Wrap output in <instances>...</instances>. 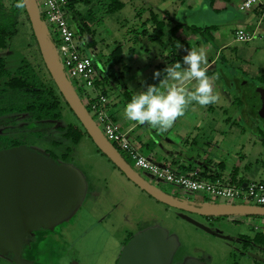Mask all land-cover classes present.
Segmentation results:
<instances>
[{
  "label": "rangeland",
  "instance_id": "1",
  "mask_svg": "<svg viewBox=\"0 0 264 264\" xmlns=\"http://www.w3.org/2000/svg\"><path fill=\"white\" fill-rule=\"evenodd\" d=\"M110 1L90 0L89 5H76V10L92 30L91 34L83 30L76 35V40L81 51L92 58L100 71L98 90L112 97L109 110L122 131L127 132L142 154L149 153L150 149L139 143L145 133L153 131V134L159 135L160 132L147 124L127 119L124 108L143 87L154 85L157 91L164 92L174 83L165 81L163 76L154 79L153 73L157 70L162 72L168 64L166 54L172 40L167 30L180 23L181 28L172 34L182 46L177 48V53L184 57L193 48L205 49L207 62L202 67L213 66L212 86L219 99L210 109L208 105L193 102L178 118L193 122L186 118L196 117L200 123L202 121L199 120L204 117L198 140L201 143L207 138L211 144L207 148H215L219 144L218 148L223 152V177H228L235 166L246 182L264 181V129L259 133L251 124L256 114L248 100L255 89L264 86L263 8L241 11L238 8L241 0H217V10L209 5L208 0H120L124 6L110 13L106 11ZM262 2L264 4V0ZM150 12L160 17L172 16L174 20L167 23L161 39L151 40L149 37L152 35ZM211 24L217 26L213 38H208V33L201 37L191 30L192 25ZM238 28L246 30L251 39L237 41L235 30ZM29 41L30 28L26 22L20 35L0 49V56L6 59L10 72L15 71L24 57L39 65L37 51L27 44ZM86 41H92L93 45L83 48ZM118 45L121 46L120 59L117 62L108 60L110 52ZM211 59L213 62L209 64ZM157 64L160 67H155ZM123 65L129 66V69L124 70ZM40 76L46 85L51 86L45 71ZM195 83L187 85L190 90H194ZM12 97V100H17L15 94ZM81 99L86 104L82 96ZM62 111L63 118L56 122L57 125L65 122L78 124L77 117L64 103ZM8 117L11 118L10 115ZM30 121L28 114L13 118L10 127L14 131L0 136V149L18 143L48 156L47 150L60 156L67 147H71L70 155L64 162L80 172L86 184L80 203L66 219L46 231L49 235L45 242L38 243L43 264H114L127 236L136 234L149 240L154 251L152 264H231L233 250L239 264H264L241 254L243 246L235 240L238 234L251 233L254 224L259 223L256 216H243L239 221L220 216L213 222L200 215L188 214V218H184L181 210L157 201L130 181L105 155L98 152L88 135L72 145L55 129L37 136L28 129L32 124ZM4 129L6 126L0 125V132ZM52 141L60 143L52 145ZM123 155L135 168L132 159L124 152ZM137 171L168 193L179 197L200 198L203 195L201 192L182 190L174 184L158 182L148 173L146 176L144 170ZM205 198L208 200L209 196L205 194ZM257 252L261 255L260 251Z\"/></svg>",
  "mask_w": 264,
  "mask_h": 264
},
{
  "label": "water",
  "instance_id": "2",
  "mask_svg": "<svg viewBox=\"0 0 264 264\" xmlns=\"http://www.w3.org/2000/svg\"><path fill=\"white\" fill-rule=\"evenodd\" d=\"M22 4L44 65L58 91L95 146L130 181L157 201L182 211L213 217L264 216L262 206L208 201L197 203L168 193L133 168L104 136L66 77L57 48L41 18L37 1L22 0ZM248 100L254 107L253 112L264 117V87L255 89ZM148 158L153 160L149 156ZM149 176L153 178L152 175ZM85 192L84 178L70 164L56 162L51 156L22 144L0 149V252L11 251L15 264H33L21 257L25 235L41 228L51 229L66 219L80 203ZM181 216L188 218L185 214ZM207 231L211 232L209 229ZM153 254L149 240L136 234L122 246L117 264H152ZM249 254L264 262V257Z\"/></svg>",
  "mask_w": 264,
  "mask_h": 264
},
{
  "label": "built area",
  "instance_id": "3",
  "mask_svg": "<svg viewBox=\"0 0 264 264\" xmlns=\"http://www.w3.org/2000/svg\"><path fill=\"white\" fill-rule=\"evenodd\" d=\"M36 1L41 18L46 23L50 37L57 48L66 77L76 91L80 90V98L82 96L86 101V104H83L104 136L132 159L136 170H144L158 182L174 184L191 193L207 194L208 202H217L213 200L219 199L221 200L219 203L264 207V181L243 183L231 174H228V177L220 175L207 178L201 174L199 168L181 174L176 172L170 163L159 166L142 154L110 113L112 97L98 90L99 86L96 82L99 80L100 71L97 70L92 58L82 52L78 45L75 30L68 20L67 0ZM263 5L262 0H241L238 8L241 11H247L262 9ZM235 39L245 42L251 39V35H248L243 28H238L235 30ZM242 217L229 216L228 218L242 220ZM257 218L259 223H255L253 229L264 228V216H257Z\"/></svg>",
  "mask_w": 264,
  "mask_h": 264
},
{
  "label": "trees",
  "instance_id": "4",
  "mask_svg": "<svg viewBox=\"0 0 264 264\" xmlns=\"http://www.w3.org/2000/svg\"><path fill=\"white\" fill-rule=\"evenodd\" d=\"M208 1L209 5L212 6L214 0ZM78 3L89 5L90 0H67L68 20L73 25L75 36L83 30H86L89 34H91L92 30L88 27L86 21H84V17L78 10H76V5ZM123 6L124 3L120 0H111L108 3L106 11L111 13L121 9ZM69 14L71 15L69 16ZM149 20L151 22L152 28V35H149L151 40L161 39L165 34L167 23L172 21L171 17L169 16L160 17L158 14L153 12H150ZM26 22L29 25L31 36V41H29L27 44L29 46L35 47L40 62L39 65L36 63L34 64L24 57L20 60L15 71L10 72L6 67V59L0 56V125L4 124L5 126H8V123H10L13 118H16L18 115L28 114L32 120L30 121L32 124L28 126V129L31 132L37 133V136H42L41 133L45 132L46 130L55 129L61 133L63 138L68 139L72 145H75L84 135L88 134L79 121L78 124L73 122H65L62 125L56 124V122L62 120L63 118L62 103H64V105L68 108L69 106L61 93L58 91L55 83L46 69V66L44 65L36 39L31 29L30 21L26 11L24 10L22 0H0V49L5 48L8 43L11 44L13 39L20 35L21 27ZM181 26L182 24L176 23L167 30V33L170 35V37L173 36L172 34L176 30L180 29ZM215 29V25L205 27L203 32H201V35L208 33L209 38L211 37V32ZM191 30L193 33H197L202 29L192 25ZM92 45V41H86L83 43V48H88ZM171 47V52H173L174 47L172 43ZM120 57L121 46L118 45L110 52L108 60L117 62ZM122 67H124V70H126L125 65ZM42 71H45L51 82V86L46 85L41 80L40 73H42ZM205 71L206 74L210 73L209 69H205ZM99 83V80H97L96 85L99 86ZM77 93L80 94L78 91ZM13 94H15V98L17 100H12ZM4 98H6V100H4ZM9 115L11 118L8 117ZM7 130L8 129L6 127L3 132H0V136H6L7 134H10L7 133ZM59 143L60 142L58 141L51 142L52 145H59ZM16 145L20 144L15 143L13 146ZM97 150L98 152H101L98 148ZM47 151L56 162L59 159V162H64L70 155L71 147H67V149L60 156L55 155L49 150ZM119 152L123 155V152L120 150ZM123 157L126 159L124 155ZM235 173L236 167H234L231 173L232 177H235ZM254 240L260 244H264L263 235H256ZM41 242H44V240H42V237H38L36 239V244ZM36 248L38 249V247Z\"/></svg>",
  "mask_w": 264,
  "mask_h": 264
},
{
  "label": "clouds",
  "instance_id": "5",
  "mask_svg": "<svg viewBox=\"0 0 264 264\" xmlns=\"http://www.w3.org/2000/svg\"><path fill=\"white\" fill-rule=\"evenodd\" d=\"M176 47L182 46L177 42ZM206 62L205 49L193 48L188 50L187 55L183 57V64L177 61L167 64L162 72L155 71L154 79L163 76L165 81L174 83L164 92L157 91L154 85L143 87L125 105V117L163 132L172 127L175 120L183 116L188 105L193 102L201 106L216 103L219 96L214 93L213 78L209 77L202 67ZM193 81L196 82L194 90H190L187 85Z\"/></svg>",
  "mask_w": 264,
  "mask_h": 264
},
{
  "label": "crops",
  "instance_id": "6",
  "mask_svg": "<svg viewBox=\"0 0 264 264\" xmlns=\"http://www.w3.org/2000/svg\"><path fill=\"white\" fill-rule=\"evenodd\" d=\"M216 2L217 0H214L213 5L211 6L213 7L214 10L218 9V7L215 6ZM263 12H264V8L262 9V13ZM171 20L172 21H170L169 23H173L174 21L172 16H171ZM212 25L215 24L206 25V26L194 25L202 30L200 32L193 34L201 35V32H203L205 27H210ZM215 31L216 29L211 32L212 38L214 36ZM170 39L172 40L174 51L171 52V48H172L171 47L166 54V59L168 64L177 61L183 63V56L177 53L176 44L178 42V39L176 38V36L174 37L171 36ZM202 39L205 38L203 37ZM224 45L226 44H223V46ZM212 62L213 60L211 59L209 61V64H211ZM162 65L163 64H161V66ZM157 66L160 67L159 64L155 65V67ZM127 69H129V66H126V70ZM204 69H209L210 73L207 75L213 78L214 75L213 66L210 65L209 68H204ZM212 106L213 105L210 104L208 105V108L210 109L212 108ZM190 107L191 106H189V109ZM186 119L192 120L193 122L190 121L184 122L182 121L181 118H177L173 123L172 127H170L169 129L163 132L158 131L160 132L159 135L153 134V131L152 132L149 131L147 134L145 133L142 141L139 144L142 146L145 145L147 148L150 149L149 153L146 156L151 157L155 162H158L160 164L170 163L174 167L176 172L181 174L187 173L191 169L199 168L201 170V174L207 178H212V177L214 178L223 175L225 173L223 171L224 165L222 162L223 152L222 150L219 149L220 148L219 144H217L215 148L213 147L207 148V146L211 145L209 144L210 141H208L207 138L201 141V143L200 140H198L199 135L202 133L200 132V129L202 128L201 125L204 124L203 121L204 117L199 120L202 121L200 123H198V119L196 117L195 118L189 117ZM154 154L156 155V157H154ZM233 169L231 170V172L233 171ZM229 174L231 173L229 172ZM235 177H238L240 180H242L243 183L246 182L245 179L241 175H239L238 169L235 173Z\"/></svg>",
  "mask_w": 264,
  "mask_h": 264
},
{
  "label": "flooded vegetation",
  "instance_id": "7",
  "mask_svg": "<svg viewBox=\"0 0 264 264\" xmlns=\"http://www.w3.org/2000/svg\"><path fill=\"white\" fill-rule=\"evenodd\" d=\"M262 87H264V86H262ZM251 124L252 125H255L254 127L259 131V133H261L262 130L264 129V117H260L259 115L256 114V118L254 120H252ZM6 127L8 129L7 130L8 131L7 133H12L14 131L10 127V123H8V126H6ZM146 176H147V173H146ZM184 198L192 199L193 201H195L197 203L208 201L205 198V195L200 196V198L193 197V196H186ZM182 212L186 216H188V214L198 215V214L191 213V212H186V211H182ZM200 216L206 217L207 220H211V222H213L214 220H217V218H218V217H213V216H204V215H200ZM227 219L230 220L228 217H227ZM46 231H49V230L48 229L41 228L39 230H36V231H33V232H29V233H27L25 235V237L23 238V241H22V250H21V257L22 258H25L27 260L32 261L33 264H42L43 263L42 260H41L42 259V256L39 255V250L36 248L38 246V244H36V239L38 237H42V240H44V242H45L46 236L49 235V233H47ZM256 235H263L264 236V228H261V229H253L251 231V233H249V234L241 233V234H238L235 237V240L239 241L241 243V246H243V252L241 251L240 252L241 254L244 253V254H247V255L251 256L249 253H253V254L260 255L259 252L255 253L256 250H258V251L261 252V255L260 256L264 257V244H260V243H258L257 241L254 240V238L256 237ZM131 236L132 235H128L127 236L124 244L129 240V238H131ZM223 238H225V237H223ZM231 247H233V246H231ZM238 249H240L239 247L236 250L237 251H240ZM235 252L236 251L233 250V252H231V254H230V262H231V264H239V260H237V254ZM119 255H120V252H119ZM119 255L115 259L114 264H117ZM251 257L254 260H258L256 258H254L253 256H251ZM258 261H260V260H258ZM0 264H15L14 261H13V254H12L11 251L0 252Z\"/></svg>",
  "mask_w": 264,
  "mask_h": 264
}]
</instances>
